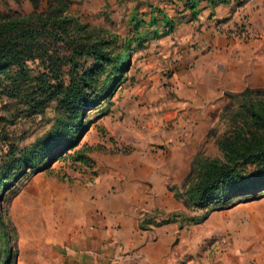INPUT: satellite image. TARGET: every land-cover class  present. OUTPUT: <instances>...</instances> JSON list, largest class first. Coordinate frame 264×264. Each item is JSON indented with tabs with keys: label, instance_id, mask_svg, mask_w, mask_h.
Returning <instances> with one entry per match:
<instances>
[{
	"label": "rangeland",
	"instance_id": "obj_1",
	"mask_svg": "<svg viewBox=\"0 0 264 264\" xmlns=\"http://www.w3.org/2000/svg\"><path fill=\"white\" fill-rule=\"evenodd\" d=\"M198 1L194 14L187 0H61L69 20L95 27L105 44L99 67L89 55L77 61L79 72H98L80 120L54 101L23 102L0 75V264H88L90 211L105 188L136 204L137 226L152 240L165 234L182 264H264L255 164L237 167L238 183L257 177L248 189L208 188L226 160L222 138L244 125L247 102H264V0ZM47 7L0 0V15ZM49 45L71 53L64 40ZM25 64V86L45 87L46 60ZM71 65L58 61L66 82ZM116 217L113 229H123L127 219Z\"/></svg>",
	"mask_w": 264,
	"mask_h": 264
},
{
	"label": "trees",
	"instance_id": "obj_2",
	"mask_svg": "<svg viewBox=\"0 0 264 264\" xmlns=\"http://www.w3.org/2000/svg\"><path fill=\"white\" fill-rule=\"evenodd\" d=\"M198 3V0H187V5L194 14L198 12L195 8ZM64 9L61 0H48L45 10L20 16L0 15V75L4 74L11 81L15 95L23 102L34 101L38 105L54 101L58 108L70 113L76 121L82 116L79 112L83 107L87 88L92 85L88 79L97 77V67L106 57V52L104 40L94 39L95 34L91 33L95 27L77 23L76 19L69 20ZM86 33L88 35L84 36ZM57 40L68 43L71 49L69 55H63L58 49L54 52L51 50L49 43ZM88 55L98 62L97 67L79 72L77 61ZM64 57L70 58L72 62L68 82L61 78L58 68V61ZM37 58L46 60L48 69V80L45 87H38L40 91L33 86H25L28 77L25 63L29 59ZM128 58L126 56L125 61ZM249 92V89L245 91L246 94ZM245 106L244 125L239 126L233 135L223 137L220 142L226 160L209 176V189H216L214 186L217 183L213 184L214 182L230 185L228 188L233 190L248 189V184L257 180V177L253 176L238 183L237 181L244 179L237 170L242 164H255L254 173L264 178V102L257 106L255 102L249 101ZM205 189L206 187L198 188V192L203 194Z\"/></svg>",
	"mask_w": 264,
	"mask_h": 264
},
{
	"label": "crops",
	"instance_id": "obj_3",
	"mask_svg": "<svg viewBox=\"0 0 264 264\" xmlns=\"http://www.w3.org/2000/svg\"><path fill=\"white\" fill-rule=\"evenodd\" d=\"M174 3L178 4V0H174ZM219 6H215V9H218ZM94 188L100 190L98 186ZM74 195L72 210L74 214L80 216L81 213H85L80 210L86 205L81 200L82 198L77 196V193ZM92 206L90 213L93 220L91 224L94 227L89 229L86 238V245L92 253L88 257V264H182L180 253L169 248L165 234L158 232L157 240H152L151 232L137 226L139 214L136 204H129L120 198L113 200L109 192L106 194L105 188L102 193L97 191ZM123 212H125V216ZM127 213H130L131 216H127ZM113 215L117 216L116 220L123 216V219H127L123 229H113ZM68 233V237H73L72 229ZM80 243L83 244L84 240L71 241L70 250H74ZM185 264L195 263L187 262Z\"/></svg>",
	"mask_w": 264,
	"mask_h": 264
},
{
	"label": "bare ground",
	"instance_id": "obj_4",
	"mask_svg": "<svg viewBox=\"0 0 264 264\" xmlns=\"http://www.w3.org/2000/svg\"><path fill=\"white\" fill-rule=\"evenodd\" d=\"M78 196V195H77ZM81 206V205H80ZM77 207V206H76Z\"/></svg>",
	"mask_w": 264,
	"mask_h": 264
}]
</instances>
